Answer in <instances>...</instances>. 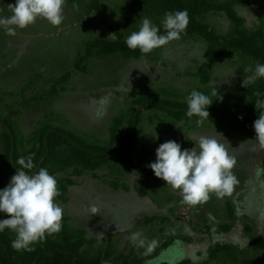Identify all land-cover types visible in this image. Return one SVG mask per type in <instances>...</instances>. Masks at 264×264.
I'll use <instances>...</instances> for the list:
<instances>
[{
  "label": "rangeland",
  "instance_id": "374dc122",
  "mask_svg": "<svg viewBox=\"0 0 264 264\" xmlns=\"http://www.w3.org/2000/svg\"><path fill=\"white\" fill-rule=\"evenodd\" d=\"M91 1L66 2L65 20L59 27L40 19L27 29H18L15 36H8L0 28V129L9 132L4 120L12 121L20 154L32 148L33 133L46 124L73 132L91 144L107 145L113 119L127 118L132 102L140 97L186 103L193 90L209 95L217 90L222 96L220 101L237 110L236 99L244 88L243 78L249 75L245 69L255 67L253 61L243 59L238 53H228L212 68L210 82L203 84L197 74L207 65L206 43L198 36L182 37L140 59L120 54L92 57L82 64L84 73L77 71L75 63L84 56L87 42L125 41L139 29L144 17L157 26L163 20L149 14L143 0H99L98 11L91 7ZM213 1L233 3L247 33L259 26L264 28V0ZM14 4L15 0H0V16H10L8 5ZM199 21L220 36L233 31L223 13H210ZM112 34L116 35L115 40L108 39ZM67 74L69 80L59 84ZM53 86L58 94L42 100ZM196 121L174 123L164 113L143 111L133 155L125 163L75 178L76 184L69 189L66 204L56 199L64 209L63 220L67 219L71 228L83 230L87 239L95 241L96 248L111 240L119 253L134 250L145 264L176 241L181 242L180 262L235 264L227 255L218 261L209 260L211 249L221 244L236 247L241 262L264 264V247L256 244L264 242V146L256 137L233 138L208 120L202 125ZM201 136H217L221 142L228 143L230 153L237 160L233 173L239 183L229 197L212 195L206 203L191 207L165 181L156 178L148 166L145 171L124 172V167L133 163H144L147 159L155 162L156 149L166 141L174 140L182 149H191ZM142 147L151 156L142 154ZM13 164L15 169L19 167L15 161ZM258 169L262 170L259 175ZM70 175L71 170L58 177ZM10 180L0 160V182L7 186ZM112 182L129 186L130 192L114 191L110 187ZM135 186L146 196L140 197ZM229 205L234 211V222L228 218ZM93 207L98 209L95 214L91 212ZM152 217L160 219L145 224V218ZM161 219L165 222L161 223ZM227 225L231 229L224 232L222 227ZM135 232L159 241V247L150 256L143 255L144 250L130 240ZM98 234L104 238H98Z\"/></svg>",
  "mask_w": 264,
  "mask_h": 264
},
{
  "label": "trees",
  "instance_id": "16d2710c",
  "mask_svg": "<svg viewBox=\"0 0 264 264\" xmlns=\"http://www.w3.org/2000/svg\"><path fill=\"white\" fill-rule=\"evenodd\" d=\"M66 2L73 3L74 0H66ZM98 2L99 0L91 1V7L97 11L99 10ZM143 2L148 13L156 17L164 18L165 13L169 11L187 10L190 23L182 37L198 36L206 43L207 65L203 72L197 74L203 84L210 82L212 68L228 53H238L243 59L252 60L254 65L257 62L264 64V28L259 26L251 33L244 31L243 20L237 15L233 3H216L213 0H143ZM210 13H223L233 26L232 33L220 36L199 21L200 18ZM116 54L133 59H140L144 56L139 50H130L125 41L109 42L96 39L87 42L85 54L78 58L75 69L84 73L86 70L82 64L88 59ZM69 78L70 75L67 74L58 83H66ZM257 92H260L264 98V79L240 90L235 105L237 110L226 106L220 100L215 101L217 98L213 96L214 103L208 109L210 118L207 120L227 136L244 140L255 138L253 123L259 116L255 108L258 99ZM57 94L56 86H53L51 92L47 93L42 100H49ZM187 110V102L179 103L140 97L132 102L127 118L121 116L113 119L107 145L91 144L73 132L46 124L33 133L32 148L23 155L19 153V138L14 125L12 121L5 119L4 124L9 132H2L0 129L3 145L0 160L3 161L5 170L11 178L16 173L13 162L17 163L22 156H32L37 170L41 167L47 168L50 174L57 177L61 195L56 199L66 204L69 189L76 184L75 178H82L85 174H94L102 168H111L113 165L125 163L133 155L139 141V127L142 123L143 111L164 113L174 123L198 119L197 117L189 118L186 115ZM141 152L148 157L151 156V152L145 147H142ZM150 163L152 162L149 159L144 163H133L130 167H124V172L131 174L139 169L145 171ZM69 170H71L70 176L58 177L59 174ZM5 187L6 185L0 182V190ZM110 187L114 191L130 192L129 186L118 182H112ZM134 189L140 197L146 196V193L138 186ZM227 212L228 218L234 222L235 215L230 205ZM0 218L7 217L0 213ZM158 219L160 218H145L144 222L148 225L155 223ZM162 222H165L164 219H161ZM62 223L63 228L60 233L48 236L42 242L34 244L32 246L34 250L31 252L17 251L11 247L15 233L9 230L0 233V264H145L134 250L129 253H119L111 240L96 248L95 241L87 239L83 230L71 228L67 219ZM222 229L228 232L231 227L227 225ZM256 244L264 247L263 241H257ZM222 255H227L235 264H251L250 261H240L236 247L221 244L211 249L209 260L218 261ZM179 264H189V262L182 261Z\"/></svg>",
  "mask_w": 264,
  "mask_h": 264
},
{
  "label": "clouds",
  "instance_id": "9594fccd",
  "mask_svg": "<svg viewBox=\"0 0 264 264\" xmlns=\"http://www.w3.org/2000/svg\"><path fill=\"white\" fill-rule=\"evenodd\" d=\"M66 0H15L8 5L11 15L0 16V28L8 36H15L17 30L27 29L37 20H46L54 27H59L65 20ZM190 23L187 10L166 12L160 26L144 17L139 29L133 31L125 40L127 47L144 55L164 48L171 42L179 41ZM163 30V31H162ZM112 34L108 39L115 40ZM242 87L248 88L257 80L264 78V64L257 62L255 67L245 69ZM213 96L222 101L217 90L205 94L198 90L191 91L186 98L189 118L197 117V124L202 125L210 118L208 109L212 106ZM255 108L259 112L253 123L256 139L264 146V98L256 93ZM219 137H223L217 134ZM217 136H201L191 149L183 148L174 140L166 141L156 149V160L148 165L155 177L166 182L170 189L182 197L185 205L196 207L206 203L212 195L217 198L229 197L239 183L233 173L237 164L235 156L229 151V144L221 142ZM224 139V138H223ZM225 140V139H224ZM18 168L10 183L0 190V213L7 218H0V233L9 230L15 233L11 247L17 251L31 252L32 247L48 236L58 234L63 228L64 209L56 198L61 195L57 177L47 168L37 170L33 157H20ZM258 169V175L260 173ZM97 213L96 207L91 208ZM98 238L103 239L102 234ZM135 247L143 249V255L150 256L159 241L148 239L140 232L130 236ZM248 245V242H246ZM183 259L181 242L176 241L169 249L149 261V264H179Z\"/></svg>",
  "mask_w": 264,
  "mask_h": 264
}]
</instances>
